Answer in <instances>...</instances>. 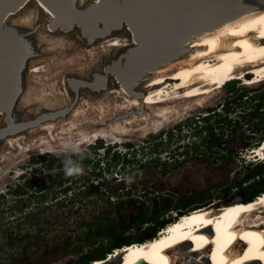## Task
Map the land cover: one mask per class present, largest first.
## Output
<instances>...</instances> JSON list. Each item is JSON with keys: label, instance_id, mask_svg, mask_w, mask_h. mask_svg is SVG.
Returning <instances> with one entry per match:
<instances>
[{"label": "rangeland", "instance_id": "obj_1", "mask_svg": "<svg viewBox=\"0 0 264 264\" xmlns=\"http://www.w3.org/2000/svg\"><path fill=\"white\" fill-rule=\"evenodd\" d=\"M92 1L77 0V3L82 7ZM42 10L31 0L6 21L24 34L31 52L21 75L22 92L16 106L21 120L30 119L43 109L69 105L74 96L67 86L69 77L91 80L94 73H103L105 66L123 52L122 47H114L106 40L109 38L87 44L79 30L69 34L60 30L49 32L48 14ZM120 37L131 44L129 37L123 34ZM57 38H62L61 44L54 42ZM153 76L144 78L136 89L147 91L148 79ZM166 81L172 87L176 80ZM228 86L231 85L199 99L182 97L166 102L168 111L164 118H149L152 110L146 108L138 114L141 108L128 105L130 96L122 92L120 83L111 79L105 90L81 88L75 106L77 114L74 109L52 121L51 130L44 129V123L2 141L0 193L4 197L0 198V264H72L81 257L116 249L125 236L138 241L151 238L152 227L140 225L143 211L148 218L150 210L157 209L156 213L162 214L168 204L174 212L175 205L185 198L198 201L201 196H210L212 201H203L199 206L193 204L194 207L210 206L211 202L223 205L226 200L240 196L249 198L258 186L257 174L261 176L255 163L261 160L253 157L252 149L264 141V82H236L230 91ZM243 91L245 95L233 102ZM227 101L233 102L229 104V112L224 110ZM205 116L210 118L205 121ZM221 116H226L230 123L220 121ZM206 125L213 127L220 144L205 141L209 138L208 131L197 132ZM101 130H107L105 133L110 135L102 139L103 146L118 139L114 149L123 152L124 141L134 144L137 155H126L131 162L123 163L120 170L116 167L102 171L101 176L86 169L82 175L90 177L94 187L91 181L79 187L85 179L80 175L74 179L73 190L61 193L53 187L47 190L43 201L37 195L29 198V193L6 195L9 187L23 185L24 176L35 178L34 174H40L42 167L28 160L31 156L49 152L59 162L71 156L81 160L61 147L64 141L79 143L82 153L85 152L82 157L97 158L88 144L94 142L91 135ZM158 142L161 143L157 145ZM96 154L105 157V149H96ZM56 167L54 162L43 169L54 172ZM21 172L26 173L19 177ZM255 175L242 184L243 188L234 189L242 178ZM100 182L104 184L99 186ZM228 187L232 193L223 197ZM18 196L21 199L16 203ZM100 226L109 230L95 237V244L86 242L85 232Z\"/></svg>", "mask_w": 264, "mask_h": 264}, {"label": "water", "instance_id": "obj_2", "mask_svg": "<svg viewBox=\"0 0 264 264\" xmlns=\"http://www.w3.org/2000/svg\"><path fill=\"white\" fill-rule=\"evenodd\" d=\"M29 1L0 0V144L29 128L67 116L75 109L81 88L105 90L113 79L130 97L140 98L146 92L136 89L142 80L159 66L188 53L187 45L195 35L217 28L252 7L244 0H94L82 7L77 0H38L53 14L46 17L52 29L49 32L79 30L87 44L123 34L131 44L122 46L123 52L91 80L69 77L67 86L74 94L69 105L43 109L21 120L16 106L22 92L21 75L31 52L24 34L6 21ZM142 113L143 108L138 114Z\"/></svg>", "mask_w": 264, "mask_h": 264}, {"label": "bare ground", "instance_id": "obj_3", "mask_svg": "<svg viewBox=\"0 0 264 264\" xmlns=\"http://www.w3.org/2000/svg\"><path fill=\"white\" fill-rule=\"evenodd\" d=\"M36 2L43 8V12L49 17H53L52 12L42 2L38 0ZM243 2L252 7L217 28L195 35L187 45L189 46L188 53L152 71L150 74H154V76L148 79L146 85L149 86V89L140 98L129 97L122 88V92L129 97L128 105L138 109L143 105V109L152 110L149 113V118L154 116L164 118L168 111L164 103L179 100L182 97L186 99H199L203 95L206 97L222 88L229 78L240 77L249 72L252 75L245 80L248 84L264 82V0H244ZM47 28L52 30L49 26ZM106 40H109L114 47H122L126 44L125 39L120 37ZM55 42L60 43L59 40ZM30 70L31 66L28 68V72ZM169 78L176 80L172 87L170 84H166L168 82L166 80ZM72 84L78 85L79 83L73 82ZM74 112L77 114L76 109ZM127 120L130 119L127 118ZM44 125L46 126L43 127ZM44 125L42 126L44 129L51 130L53 122L50 121ZM105 132L108 131L94 132L91 137L94 139L109 137L110 135ZM262 142L261 146L259 144L258 147L252 149L253 153L260 154L259 158L264 157V141ZM247 198L240 196L233 200H226V204L223 203L226 206H231L230 211L227 212L233 224L225 223L223 218L228 215L222 208L223 205L211 202L208 204L210 206H200L186 214L184 222L174 227V229H178L174 232H166L165 239H159V242L164 243L166 240V244L170 245V252L184 260L178 264H206V253L210 250L215 253L217 264H243V261L248 258H251L250 264H258L257 259H261L264 263V219L261 218L264 217V195L248 205L237 204ZM220 212H222L221 215ZM205 221L211 225L214 223L213 226L220 229L218 239L221 240H219L218 249H212V246L206 241L208 238L202 236L205 233L202 230L196 231L195 225L192 226L194 223L200 226ZM181 227L184 228L179 230ZM242 239H249L251 244L245 246ZM188 242L191 244L186 245L180 253L175 250L174 246L178 247ZM152 250L153 247L142 248L133 243L121 250L124 260L120 263L119 260L115 261L119 264H133L134 262L136 264L139 262L141 264L147 262L157 264L158 259L151 252ZM109 259H113V253ZM112 262L110 261L109 264H114ZM96 264L101 263L97 262Z\"/></svg>", "mask_w": 264, "mask_h": 264}, {"label": "trees", "instance_id": "obj_4", "mask_svg": "<svg viewBox=\"0 0 264 264\" xmlns=\"http://www.w3.org/2000/svg\"><path fill=\"white\" fill-rule=\"evenodd\" d=\"M236 82H237L236 80L235 81H232V82H228L227 84H225V86L229 84L231 86H228V90L229 91H230V89H233L234 90L233 85H235ZM245 93H246V91H243V92L239 93L237 95V98H234L232 101L235 102L236 100H239L241 97H243L245 95ZM233 102L227 101L225 103L224 110L226 112H229L230 111L231 108L229 107L230 106L229 104L230 103L232 104ZM223 106H224V104H223ZM257 109H258V107H257ZM209 118H210V116H208V117L206 116L203 119L205 121H207ZM218 119L220 121L224 122V123H230V121H231V120H228V118L226 116H221ZM177 127H179V126H177ZM208 129H209V138H207L205 141L207 143H211V144H214V145L220 144L219 138L212 131L213 127L208 126ZM170 136H171V133H170ZM159 143H161V142H158L157 145H159ZM126 146L130 147V143H126ZM101 147H104V149H105V155L107 157H110L111 156V160L114 161L113 162V165H116V163H118V162H122V164L123 163H129V162H131L130 159L126 158V155H127L126 153H124L123 155H121L116 150L112 149L110 146H105V145L103 146V144L101 143V140H98L96 144L91 145V148L94 149V154L95 155H97L96 154V149H99ZM83 154H85V152H83ZM121 157L123 158L122 160H121ZM83 161H84V164L82 165L83 169H86L89 165L90 166L92 165L93 166V171L92 172H94V175H96V176H101L102 175V172L96 170V168H98V164H99L100 159L96 158L95 156L93 158L92 157H86V158L84 157L83 158ZM252 163L253 162H251V164ZM255 163H257V168L260 171L261 176L259 177L258 174H257V177H258L257 179L258 180H256V181L258 183V186H256L254 188L252 194H250L249 198H247V199H251L255 195H257V193H260L261 191H264V186L262 185L263 184V181H264V161H258V162H255ZM95 170H96V172H95ZM254 177H256V175L255 176H251L249 178H244V179L242 178V180L238 182V188L235 186L234 189H239V188L241 189V188H243V185L242 184L243 183H246V181H248V180L250 181L251 178L254 179ZM85 178H86V180L89 179V177H85ZM66 179H67V177H66ZM60 184H61V182H60ZM99 186H101V183H99ZM39 187H42V186L39 185ZM225 190L226 191L223 194V197H226V196H228L229 194L232 193V192H230V187H228ZM16 192H18V190ZM211 199H212V197H210V196H208V197L201 196L198 201L193 200L192 198H185L183 201H181V202H179V203H177L175 205V209L174 210L181 211V210H184V209H188L190 206H193V204H195L194 206H199V204L201 202L204 201V203H207V202L212 201ZM176 211L173 212V209H171V207L168 204L164 207V211H163L162 214H157L156 213L157 212V209L150 210L149 212L151 213V215L148 218H145L144 217L145 212L143 211V212H141V214L139 216L140 223H141L140 225H141L142 228H144L143 226L145 224H148L149 226H151L152 227V231H151L152 234H151V236H154L155 233H156V231H157V229H159L160 227H162L168 221V219L171 218L175 214ZM171 212L173 213V215H172ZM155 214H157V216H155ZM166 215H169L168 218L166 217ZM122 228H123L122 231L124 232V230H125L124 225H122ZM108 230L109 229L107 227H103V226L97 227L94 231H92L91 229H88L85 232L84 240L86 242L91 243V244H95L96 243L95 237L105 234ZM123 239L124 240L122 242H120L117 245V247H119L121 245H124V244L131 243L132 241H138L137 239L132 238L130 236H125ZM80 250H81V248H79V251L78 252H80ZM109 251L110 250L108 249V250L102 251L100 254L99 253H96L94 256H84V257H81L78 261H76V262H74L72 264H82V263H85V262H87V261H89L90 259H93V258H103L104 255L107 252H109Z\"/></svg>", "mask_w": 264, "mask_h": 264}, {"label": "flooded vegetation", "instance_id": "obj_5", "mask_svg": "<svg viewBox=\"0 0 264 264\" xmlns=\"http://www.w3.org/2000/svg\"><path fill=\"white\" fill-rule=\"evenodd\" d=\"M200 131L204 132V133H206V131L209 132L208 126L207 125L203 126L201 128V130H197V132H200ZM155 133H157V131H155ZM158 138H160V136ZM158 138L156 140H158ZM102 139H105V138L104 137H97L94 139L93 143L96 144V142L98 140H101V143H103ZM123 143H125V145H126V143H129V142L124 141ZM88 145H89V147H91L92 144L90 143ZM126 147H128V146H126ZM133 147H134V144L130 143V148H133ZM101 148L103 149L104 147H101ZM74 155L77 156L76 154H74ZM97 155H98L97 158L100 159L99 164H98V168H96L97 171H100V172L110 171L112 168H115V169L118 168L120 170V168L123 165L122 162H118V163H116V165H113L114 161L111 160V156L107 157L105 155V157H104L103 155L102 156L99 154H97ZM83 158L84 157H82L81 160H79V159H77V157L71 156V159L79 162L81 164V166L84 164ZM28 160L36 161V163H39L41 165L42 169H40L38 172L40 174H34V175H36V177L33 178L31 175L26 177V176H24V174L26 172H23V175L21 172L19 174V177L24 176L23 185H16L15 184L13 186V188L9 187L6 190V195L8 193L12 194V196L29 193V198H31L32 196L35 197L37 195V197H39L41 199V201H43L44 198L47 197V190H51L53 187H55V189L57 191H60L61 193L62 192L67 193L68 191L73 190V188H74L73 184L75 183V180L77 179V177H67V179H66V176H65L64 171H63V162H59V159L55 160V157L53 156V154H51L49 152H44V153L41 152L39 154H36L33 157L32 156L29 157ZM103 160H105L104 162H106V163H104ZM54 162H56V166H58L55 168L54 172L43 169V167H47L48 165H51ZM100 163H102L103 165L101 166ZM86 169H89L90 174L94 175V172H92L93 171L92 165L91 166L89 165ZM86 169H84V170H86ZM96 170H95V172H96ZM38 175H42V176L44 175V178H39V177L37 178ZM81 176L83 178L87 177V176H83V175H81ZM89 181H91V186L93 187V182H92L93 180L90 177L87 180L85 178L81 182L82 185H79V187L84 186V184H87ZM60 182H61V184H60ZM100 183H101V185L104 184V182H100ZM39 185H41L42 187H39ZM30 188H33V190H30ZM17 190H18V192H16ZM25 191H28V192H25ZM3 197H4V193H0V198H3ZM17 199L18 200H15L16 203H18L20 201V199H21L20 196H18ZM22 205L24 207L25 204H22Z\"/></svg>", "mask_w": 264, "mask_h": 264}, {"label": "clouds", "instance_id": "obj_6", "mask_svg": "<svg viewBox=\"0 0 264 264\" xmlns=\"http://www.w3.org/2000/svg\"><path fill=\"white\" fill-rule=\"evenodd\" d=\"M206 117V116H205ZM118 141H115L114 143L110 144L109 146L114 149L115 147V144L117 143ZM92 145H94V143H91ZM106 146V145H105ZM108 146V145H107ZM118 146V145H117ZM123 146H124V150H122L123 152H121L120 150L118 149H114L116 150L118 153H122L121 155H123L124 153L126 154H136L137 155V152L135 150V148H130V147H126L125 143H123ZM258 146V145H257ZM61 147L66 151V152H72L78 156H80L82 158V151H81V146L79 143H75V142H72L71 140H68V141H64L61 145ZM104 149V148H103ZM137 149V148H136ZM99 150V149H98ZM105 160H103L104 162ZM63 171H64V174L66 177H78L80 175H82L84 173V169L83 167L81 166V164L77 161H74L72 159H66L63 161ZM126 179H128L129 181L131 180L130 177H127ZM194 207V206H193ZM191 208V207H190ZM189 209V208H188ZM176 212H179V211H176ZM175 212V213H176ZM170 219V218H169Z\"/></svg>", "mask_w": 264, "mask_h": 264}]
</instances>
